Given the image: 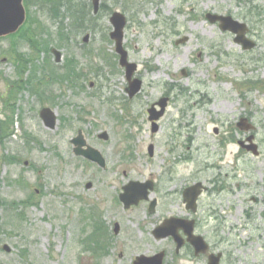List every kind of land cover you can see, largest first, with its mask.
I'll return each mask as SVG.
<instances>
[{"label": "rangeland", "instance_id": "374dc122", "mask_svg": "<svg viewBox=\"0 0 264 264\" xmlns=\"http://www.w3.org/2000/svg\"><path fill=\"white\" fill-rule=\"evenodd\" d=\"M102 3L108 10L93 32L58 38L57 23L33 6L43 26L37 47L17 35L0 40V264H132L159 252L162 264H207L189 244L176 252L171 236L154 237L170 217L194 219L221 264H264V0H99L98 11ZM114 11L127 19L123 46L142 82L132 98L109 37ZM208 13L245 23L256 46L242 49ZM164 97L152 132L147 110ZM42 107L55 111L54 129ZM78 130L105 168L74 155ZM148 180V200L125 209L122 187ZM196 183L206 190L191 213L182 193ZM93 218L106 232L100 246L91 245Z\"/></svg>", "mask_w": 264, "mask_h": 264}, {"label": "water", "instance_id": "95a60500", "mask_svg": "<svg viewBox=\"0 0 264 264\" xmlns=\"http://www.w3.org/2000/svg\"><path fill=\"white\" fill-rule=\"evenodd\" d=\"M94 13L98 12L99 0H92ZM206 18L211 22L219 23V28L222 31H229L235 34L234 41L242 45L244 50L251 49L255 46V43L246 37L247 27L245 23H241L231 16H224L218 14H206ZM26 10L23 5V0H0V37H5L15 33L25 22ZM109 21L113 27L112 31L109 33V37L114 41L115 52L118 54V63L121 67L125 69V76L128 81L126 87V92L129 97H133L141 89L142 82L137 78H133L136 71V65L128 61L127 51L123 47V30L127 22L124 14L114 11ZM88 36L84 37L86 41ZM187 38L184 37L178 41L176 44L183 43ZM51 52L55 55V61L59 62L61 60V53L55 48L51 49ZM167 98L159 99L155 104L151 105L147 110L149 113V120H151V131L155 132L157 130L156 120H158L164 113L165 107L167 105ZM155 105L159 107L156 110ZM39 116L42 119L45 127L49 129H54L57 123V117L55 111L49 107H43L39 111ZM242 119L238 126L243 128ZM250 127V125H246ZM98 138L106 140L107 134L102 132L98 135ZM70 143L73 146V153L76 156H81L93 163H96L99 167H105V160L101 155L100 151L92 146H90L81 130L77 131L76 136H74ZM242 143L240 142V145ZM247 149L252 150L254 154H257L256 146H246ZM152 145L148 146V153L152 155ZM91 184L87 183L86 188H90ZM205 189L201 183L193 184L183 191V202L185 208L192 212L196 211L197 208V198L201 194L202 190ZM153 190V182L146 181L145 183L130 181L122 187V192L119 194V200L123 204L124 208H129L131 205H137L141 200H147L149 198L150 192ZM156 201L153 200L149 205V211L154 210ZM179 230L183 231L185 239L179 234ZM114 234L119 232L118 224L114 225ZM153 235L156 238H165L171 236L176 243V251H178L184 244L188 242L194 249V254L198 255L200 253H206L209 246L205 242L201 235L194 234V220H185L180 218H166L153 230ZM6 251H9L7 246H4ZM163 252H159L151 257H146L144 255L136 256L132 264H162ZM221 253L209 254L207 264H220Z\"/></svg>", "mask_w": 264, "mask_h": 264}, {"label": "trees", "instance_id": "16d2710c", "mask_svg": "<svg viewBox=\"0 0 264 264\" xmlns=\"http://www.w3.org/2000/svg\"><path fill=\"white\" fill-rule=\"evenodd\" d=\"M25 6L27 9V20L25 24L16 34L9 36L8 38L17 35L25 40L30 48L37 47V39L41 37L40 33L43 30V26L41 25L42 23L37 20V18H32L34 15L31 13V8L33 6L37 7V11L46 15L48 21H51L53 24L57 23L56 34L58 38L64 36L63 31L66 29L70 30V32H73L74 34L83 33L86 30L93 32L95 27L99 24V19L102 15L104 16V13L102 14V12L108 10L107 6L102 3L99 12L96 15H92L90 5L87 4L85 0H25ZM251 10H254L256 16L263 13L257 6L251 7ZM65 19L71 20L70 25L67 27L63 24ZM36 30H39V32L36 33ZM66 38L68 37L66 36ZM42 44L46 46L44 51L47 52V41L42 42ZM21 63L20 59H18V72L24 68V65ZM71 75L72 73L65 75L68 81L70 80ZM1 131L2 129L0 127V133ZM105 234L106 232L101 220L93 218L92 231L90 233L91 245L100 246L101 244L99 240ZM97 246L94 247L99 248Z\"/></svg>", "mask_w": 264, "mask_h": 264}]
</instances>
